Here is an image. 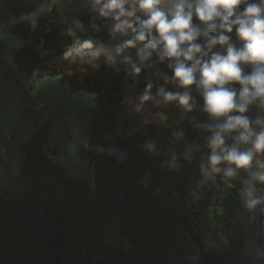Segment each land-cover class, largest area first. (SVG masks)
Here are the masks:
<instances>
[{"label": "trees", "instance_id": "16d2710c", "mask_svg": "<svg viewBox=\"0 0 264 264\" xmlns=\"http://www.w3.org/2000/svg\"><path fill=\"white\" fill-rule=\"evenodd\" d=\"M0 1V23L21 42L12 54L17 74L57 77L62 86L69 87V94L96 96L89 112L88 146L84 144L79 153L81 161L93 168L95 189L69 176L45 155L55 118L40 116L33 140L21 149L29 186L19 200H12L8 192L0 194V264H247L255 220L240 194L247 174L239 171L238 178L231 180L221 174L204 182L201 166L210 152L206 139L210 133L204 125L213 121L203 111L200 92L191 89L197 107L189 113L179 106L182 113L174 128L153 122L141 126L128 118L157 106L149 102L137 112L131 101L150 82L154 98L162 86L171 92L184 91L171 83L165 85L164 77L173 76L167 63L153 54L142 73L134 76L126 65H112L104 58L97 61L96 69L66 61L63 53L76 38L112 45L125 37L113 40L109 28L91 9L73 14L67 5L54 0ZM245 7L241 5L240 11ZM194 24H200L197 18ZM70 29L75 36L69 34ZM131 36L129 32L127 38ZM231 37L242 46L235 29ZM217 50L226 54L219 46ZM130 51L136 60V50ZM244 69L246 73L252 70L251 66ZM231 87L239 90L241 86ZM32 107L30 111L47 110L42 105ZM178 132L184 134L183 140L178 139ZM148 141L156 142L158 155L145 150ZM191 144L199 150L186 160L185 146ZM109 148L118 149L123 158L108 155ZM170 151L179 158L176 169L165 164L171 159ZM6 163L0 158V167ZM261 165L254 161L257 170ZM258 213L263 235L264 213Z\"/></svg>", "mask_w": 264, "mask_h": 264}, {"label": "clouds", "instance_id": "9594fccd", "mask_svg": "<svg viewBox=\"0 0 264 264\" xmlns=\"http://www.w3.org/2000/svg\"><path fill=\"white\" fill-rule=\"evenodd\" d=\"M241 5H246L243 11ZM89 7L100 18L114 21L108 29L113 40L125 39L104 45L91 38H76L63 53L64 60L96 69L97 61L104 58L112 65H126L134 76L142 73L153 54L167 63L173 76L164 77L165 85L171 83L184 91L171 92L162 86L154 98L150 82L131 101L136 111L152 102L157 107L178 103L191 113L197 107L191 91L195 87L203 97V111L213 121L204 125L210 133L206 137L210 152L205 154L207 163L201 166L204 182L221 174L225 179H236L239 171H245L247 179L240 193L244 207L264 213V188L258 187L264 185V164L261 170L254 167L257 156H264V115L255 119L247 115L253 106L264 109V0H89ZM194 18L200 24H194ZM234 29L241 47L232 40ZM129 32L131 38H127ZM69 34L76 35L71 29ZM218 46L226 54L218 51ZM132 49L136 50V60ZM244 66H251V72L246 73ZM235 84L241 86L239 90L231 87ZM176 135L184 139L182 132ZM229 139L233 143L229 144ZM144 148L159 154L155 141L146 142ZM98 150L104 151L102 147ZM198 150L196 144L186 145L184 158L190 160ZM107 154L124 155L116 148H109ZM169 155L171 159L165 164L178 168L176 152Z\"/></svg>", "mask_w": 264, "mask_h": 264}, {"label": "rangeland", "instance_id": "374dc122", "mask_svg": "<svg viewBox=\"0 0 264 264\" xmlns=\"http://www.w3.org/2000/svg\"><path fill=\"white\" fill-rule=\"evenodd\" d=\"M54 1L67 5L66 9L73 14L90 9L89 0ZM101 19L108 26L109 19ZM4 27L0 23V158L7 163L0 167V194L8 192L12 200H19L21 193L29 186L28 173L23 171L21 149L33 140L41 125L40 116L45 119L51 116L55 118L44 147L45 155L69 176L83 179L94 190L93 168L81 161L79 153L88 141V122L91 120L89 112L96 104V96L84 92L69 94V87L62 86L57 77H22L17 74L12 54L20 48L21 42L16 36L6 32ZM33 104L42 105L47 110L42 113L30 111V108H34ZM181 113L178 103L167 106L161 104L128 119L141 126L153 122L159 126L171 125L174 128ZM247 115L255 119L257 115H264V109L257 107ZM166 118L171 122L168 123ZM257 160L264 164V156L258 155ZM45 179L49 180V177L45 176ZM254 216V232L248 239L250 250L246 261L247 264H264V234L261 235L260 232L261 218L258 210L254 212Z\"/></svg>", "mask_w": 264, "mask_h": 264}, {"label": "crops", "instance_id": "0c3cea01", "mask_svg": "<svg viewBox=\"0 0 264 264\" xmlns=\"http://www.w3.org/2000/svg\"><path fill=\"white\" fill-rule=\"evenodd\" d=\"M112 23H114V21H112V20L109 19V21H108V26H107V27L109 28V27L111 26Z\"/></svg>", "mask_w": 264, "mask_h": 264}, {"label": "built area", "instance_id": "2783aa9c", "mask_svg": "<svg viewBox=\"0 0 264 264\" xmlns=\"http://www.w3.org/2000/svg\"><path fill=\"white\" fill-rule=\"evenodd\" d=\"M43 107L40 108V110H42Z\"/></svg>", "mask_w": 264, "mask_h": 264}]
</instances>
